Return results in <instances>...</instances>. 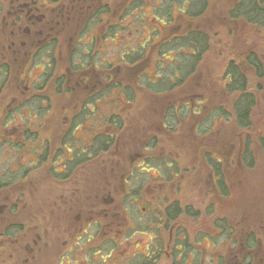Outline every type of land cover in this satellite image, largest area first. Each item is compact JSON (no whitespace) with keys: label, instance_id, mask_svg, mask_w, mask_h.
I'll use <instances>...</instances> for the list:
<instances>
[{"label":"flooded vegetation","instance_id":"flooded-vegetation-1","mask_svg":"<svg viewBox=\"0 0 264 264\" xmlns=\"http://www.w3.org/2000/svg\"><path fill=\"white\" fill-rule=\"evenodd\" d=\"M128 1L129 0H0V74H3L0 76V96L10 81L13 80L9 78V72L10 62H14L18 73L17 76L14 77V80L17 81L19 92L12 96V102L16 103L19 99L18 96L26 95L27 97L24 101L30 104L34 102V106L28 107V110H26L28 114L32 111L33 113L31 116L43 114L45 117H50L52 115L60 116L62 122L67 119L64 124L68 123L67 126H49L52 130L46 129L44 131L41 130L38 125L34 124L24 126L7 124L10 122L9 118H6L5 127H0V133L6 134L2 135V138H0V155L3 153L2 149L4 147H11L13 149L12 151L8 150V155L4 156L3 165L5 166L6 172L5 170L0 171V197L4 198V204L0 203V212L16 216L17 213L15 209L11 210L6 207L12 192L16 193L15 198L17 204L27 205L28 202L26 203V199L29 198L31 193L34 194V192H36L33 188L32 191L29 189L30 184L34 183V180L39 176L46 180L44 188L46 189V193L49 194L51 203V206L47 207L49 231L46 233V245L51 254L54 250L52 246L55 243L60 246V248L55 251L50 264H67V262L62 261L65 255H68L66 254L67 252H69V256L71 257H82L80 248L83 249L86 241L88 242L90 239H94L95 233H99L98 230H101L102 213L105 212V215L111 213L115 216L117 212L115 211L117 201L115 203L114 197L120 192L118 187L121 188L123 196H132L139 193V191H142L144 195L147 194L148 191L150 192L145 186L140 190L131 189L132 185H129L128 181L133 178V167L125 168L123 172L118 173L117 180L115 178L102 176V178L97 179V182L100 181V183L98 186L99 189L97 188L95 190V197L97 198L96 201L102 203L104 206L100 208L95 203L90 205L91 211L89 212V220L83 221L86 223L80 226L77 234L74 233V235H72V233L68 232L70 222H75L79 219L83 212L82 209H78L71 213L69 204L72 197L76 196L79 191H81L82 188L79 189V187H81L82 183L85 186L84 189L86 188L84 183L85 178L91 180L89 178V173L85 172L87 164H90L86 162L93 160L105 162L108 160L107 163L109 164L116 166L118 164V161L114 158L110 150L111 146L118 144L117 139L115 140L116 142L108 143L109 146L102 149L100 141L101 133L103 132L102 129L104 127L110 128L109 131L112 133H109V136L113 139L117 137V131H120V129L125 126V123L123 127L121 124L118 126V122H121V120L117 118L120 117L124 120V117H127L128 113L126 112L127 109L125 104L128 101L138 98L141 94L140 89H146L155 95L165 91L177 90V84H171L175 79L176 81L174 83H177V73L170 77L165 76L163 73L164 78L160 79L161 82L159 86H156L154 90L150 89L142 81V78L149 79V75L146 74V67L148 68L151 66L149 65L150 61L152 62L153 68V73H151L153 75L152 80L156 79V65L158 62L155 61L153 54L156 45L154 44L153 49L148 46L149 43L151 45V42L148 43V36L143 40L145 44H141L142 39L140 40L138 38L139 36L133 35V32L136 30L126 31V29H124L125 32L119 33V21H117V17H119L118 6L119 9H121ZM235 1L236 0H234L233 3H235ZM141 13L143 16V12ZM177 14L179 13L177 12L174 14L176 18ZM184 18L185 16H182L181 19L184 20ZM119 20L123 21L124 19L119 17ZM124 24L129 25L128 22ZM143 30L144 29H142L141 32ZM163 30L164 27L161 26V32ZM258 30L264 33V30ZM131 32L134 36L133 38L135 39L136 37L131 44L133 46L137 45L138 48H142V65L135 72H132L131 66L127 62L121 60V56V61L117 63L116 55L113 57V54H109L108 50L103 46L106 40H112L118 36L124 37L125 39L128 38L127 36ZM148 32H150L149 28ZM115 44L116 43H113V45ZM249 51L255 52L257 63L264 67V59L258 44L250 45V47L242 51V54H239L235 58L228 59L227 62L229 60L234 61L238 59L240 67L244 70L247 68L248 80L254 85L253 88L255 93L259 90L264 76L261 77L259 73L257 74L256 68L252 67L254 65L247 61L246 54ZM59 55L65 60V63L63 68L57 72L56 64ZM118 70L123 71V78L132 80V82L135 83L128 86V84L119 81L117 77ZM28 71H32L34 76L31 77ZM142 75H144V77ZM173 77L174 79H172ZM167 80H170V82ZM185 81H183V84ZM169 85H174V87L171 88ZM126 87L135 94L131 93V95H134V99H127L124 93ZM48 88L49 90L45 92V89ZM41 92H45L46 94L44 95ZM61 92L64 96L69 97L67 99H71L76 104L72 106L63 105L62 108L55 109L53 96L56 98L55 93L61 94ZM16 95L18 96L15 100L14 97ZM122 96L125 97V100L122 99ZM199 96L200 97L196 95L189 96L188 101H190V103H187L190 105V108H185V110L180 113L177 111L176 100L170 101L169 103V100H167L166 108L162 107L165 104L162 103L159 110H164L162 115L163 122L161 124L163 130L167 131L176 128L177 116H188V114H193L194 117L201 116L202 118L200 121H197V123H195L196 121L193 123V126L198 129V132H203L204 130L207 133H211L213 129L209 121L211 119H215V121L218 120L214 116L209 118L210 116L208 117V115L211 113V109L216 108L219 104L210 107L208 102L207 105L206 103L203 104L206 100L200 94ZM44 102L47 105L43 106ZM117 103L123 104H120V108L118 109H106L108 107H113V104L117 105ZM188 105H186V107ZM256 105L257 94H255V106ZM4 106L5 102L2 104V108ZM116 107H118V105ZM10 110H14V115L12 112L10 113L12 117H15V114H18L17 111L19 110V106L13 105ZM253 111L254 109H252V114ZM22 114L23 110H20L19 115ZM113 116L115 118H113L111 122L106 121L107 117ZM101 117L105 118L102 128L98 127L96 123ZM83 119H85V123L82 122ZM87 119H90L91 122L94 121L93 126L85 125ZM205 120L208 121L206 126H204V123H206L204 122ZM222 120L218 122H227ZM215 121L213 122L215 123ZM76 122H78V124H76ZM78 127H81L84 131L80 133V130L76 129ZM73 129H76L77 133L80 134L76 132V135L74 132L71 133ZM259 135L261 134H258L253 142H256L259 145L258 147L264 151V148L259 144ZM246 139H248V137L244 140L238 139V143H243L240 147L238 146L236 150L235 160H238V163L242 161L244 164L248 165L247 161L250 160L251 155L248 153V156H243L245 153ZM248 141L249 149H251V143L253 142L250 141V139H248ZM242 149L243 154H241ZM133 155L140 154L137 152L133 153V151L130 155L128 154L131 162L135 160ZM209 162V176L213 189L214 191L219 190V192H223L225 189L224 184H226L224 164L221 158L217 159L215 157H212V159L209 158ZM164 165L171 166L172 164L167 162ZM2 177L3 180H5L4 182L1 179ZM37 184L38 183H35L33 187L37 188ZM94 184L95 182L89 183L88 185L93 186ZM142 193L138 195L141 196L143 195ZM152 196L158 195L154 193ZM27 210L29 211V215L33 214V210L29 209L27 206L26 211H21L19 215L26 217L28 214ZM172 213H175L173 214L174 217H171L167 213L166 217L170 220L174 219L175 222L177 219V211L175 210V212ZM34 217L35 224L29 222L27 218L25 221L18 219L8 223L5 227V231L0 234V244H3V247L13 243L20 244L21 247H25L26 250H28V245H30L32 239L30 233L35 232L36 237L39 238L38 233L35 231V229L39 227V221L37 220L36 214ZM127 223L131 224V221ZM226 223L227 221L224 216L216 217L213 221L212 234L208 237L212 244L207 247L209 251L205 250L200 256L199 261L201 263L197 262V258L195 259V257H192L189 264H245L244 260L248 259L251 253V250L246 246V242H250V244L253 243L255 250L262 249V247H259L257 244V241H260V239L257 238V240H255L256 237L251 239L249 237L250 234L245 232L242 233L241 236L239 235L237 240L234 239V241H232V247H234L235 252L233 253L234 255L231 254L229 252L230 247H228L229 236L226 231ZM150 224L158 228L161 224H163L164 227L165 225L172 227V223H167L163 220L152 221L149 222V226ZM118 226L122 229L121 223H117L114 225L116 231L112 232L113 235L110 234V237L103 234L105 237H103L101 242H117L114 246L113 244H107L104 248L100 245L103 248L101 253V247H98V249L94 251L99 252L101 257V263L97 264L185 263L183 262L182 246H178L181 243L177 242V231L174 242L172 235H170V237L167 238L168 244L165 242H151L143 246L141 251L132 252V249L129 248V243L124 250H121L119 247L121 238H119L120 236L118 235ZM130 227L133 229L132 225H127V228ZM89 228L94 229L93 232L91 230L87 231ZM7 229H14V232L8 234V232H6ZM228 232H232V228H230ZM217 240H219V242ZM76 246H78V248ZM161 249H163L165 255L161 253ZM177 250L179 253H177ZM237 251L238 254L236 253ZM261 251L262 250H260L259 253ZM259 253L257 255V260L261 262L264 259ZM92 255L94 254H83L81 264H94L92 262V259H94V257H91ZM166 255L169 259L165 263L164 259ZM237 255L239 256V261L234 259ZM253 258L251 259V264L254 263ZM108 259L109 263L107 262ZM75 263L76 260L73 261L72 264ZM255 264H257L256 260Z\"/></svg>","mask_w":264,"mask_h":264},{"label":"rangeland","instance_id":"rangeland-1","mask_svg":"<svg viewBox=\"0 0 264 264\" xmlns=\"http://www.w3.org/2000/svg\"><path fill=\"white\" fill-rule=\"evenodd\" d=\"M135 1L136 0H134L133 3ZM152 1L155 2L154 0ZM233 1L234 0H209L207 9L199 16L202 18L198 20V24L212 33V46H210L209 50L204 55V59L201 61L199 69L194 77L192 75L188 81L178 86L177 90L165 91L157 93L156 95L150 93L146 89H140L141 94L139 97L125 104L128 115L124 117V120H121L122 127L124 123L125 126L120 129V131H117V137L113 140L115 141L117 139L118 144L111 146L110 149L114 158L118 161V164L117 166L109 164L107 163L108 160L105 162L100 160L86 162L90 164H87L85 172L89 173V178L91 180L85 178L84 183L86 188L84 189L85 186L82 183L81 187H79V189L82 188L81 191H79L76 196L72 197L69 204L71 213L78 209H82L83 212L79 219L75 222H70L68 232L72 233V235H74V233L77 234L80 226L86 223L83 221L89 220V212L91 211L90 205L95 203L100 208L104 206L102 203H98L95 197V190L97 188L99 189L98 186L100 183V181L97 182V179L102 178V176L115 178L117 180L118 173L123 172L125 168L133 167V178L128 181V184L132 185L131 189L140 190L145 186L150 192L148 191L147 194L144 195L142 191H139V193L132 196H123L121 188L118 187L120 192L114 197L115 203L117 201L115 210L117 212L115 216L111 213L105 215V212H103L101 216V230L99 229V233H95L94 239H90L88 242L86 241L83 249L80 248L82 257H71L69 256V252H67L66 254L68 255H65L62 261L67 262V264H72L73 261L76 260L75 264H81L83 254H94L91 256L92 258L94 257L92 262L94 264L101 263L100 253L103 251V248L107 244H113L114 246L117 242H101L103 237H105L103 234L110 237V234L113 235L112 232L116 231L114 225L121 223L122 229H120L119 226L117 227L119 238H121L119 242L121 250H124L125 247L128 246V243L132 252L141 251L143 246L151 242H165L168 244L167 238L170 237V235H172L174 242L177 231V242L182 243H178V246H182L186 254L183 256V262H185L183 264H189L192 257H195V259L197 258V262L201 263L199 261L200 256L207 250V247L212 245L208 237L212 234L213 221L216 217L224 216L227 221L226 231L228 236L231 235L232 238L237 240L239 235L241 236L242 233L246 232L250 235L252 234L253 239L255 237V240H257V238L260 239V241H257L259 247H262L260 253L259 249L255 250L253 243L250 244L246 242V246L251 250V253L249 258L244 260V263L251 264V259L254 257L253 264H255V260L257 264H264V260L261 262L257 260L258 253L263 256L264 259V151L258 147L259 145L256 142H253L257 138V135L262 134L264 131V77L262 78L259 90L255 92V94H257V105L252 114L251 126L244 130H237L233 123H222L215 121V119H211L209 123L213 131L211 133H207L204 130L203 132H198V129L193 126V123L195 121V123L200 121V119H202L201 116L194 117L193 114H188V116H177V127L173 130L164 131L161 126L164 110H159L162 103H165L162 107L166 108L167 100H169L168 103L176 100L177 104L180 105L183 101L190 103L188 97L193 95L200 97L199 94L206 100L203 104L206 103L207 105L208 102L210 107L216 106L217 104L228 107L232 96L225 93L222 84V75L227 60L242 54L245 48L253 44H258L260 46L261 55L264 59V33L259 31L257 27L246 24L242 20H229L227 17V10ZM137 2V4H139L138 7H136L134 11L133 9L130 11L132 15H128L123 21H120L119 17H117V21H119L120 24H124L130 18H133L134 21V17H139V13L140 16L142 15L141 12H143V15H148V18L152 16V8L149 4V0H137ZM157 2L159 3V1H156V3ZM163 7L165 6L161 4L162 10L164 9ZM121 9H119L118 6V10L121 11ZM173 9H177L175 3L169 6L171 12ZM181 18L182 16L177 14V18L174 17V20L182 22L183 20ZM146 24L147 23L144 21L142 25L144 30L142 32L141 30L133 32L134 36H139L138 38L140 40L142 39L141 42L148 36L150 24H148V26ZM154 24L155 23H153V26ZM183 24L188 25L189 23L184 22ZM133 35L131 32L127 36L128 38L124 39V37L118 36L117 38L115 37V39L106 40V43L103 44L109 54H113V57L116 55L117 63L121 61L119 57L120 53L126 50L127 47L133 46L131 44L132 41L135 40ZM113 43L116 44L113 45ZM168 53H171L170 57H172L174 52L168 51ZM57 59L56 69L57 72H59L63 68L65 60L62 59L60 55ZM149 65L151 66L148 68L146 67L147 75L153 73L151 61ZM166 69L167 71L163 70L165 76L170 77L177 73L175 69ZM122 72L123 71L118 72L117 77L119 81L128 84V86L133 85L135 82L123 78ZM28 73L31 77L34 76L32 71H28ZM9 74V78L13 80L10 81L0 96V127H5L6 118H9L10 122L7 124H16V126L34 124L38 125L40 129L44 131L46 129L52 130L49 126H67L68 123L64 124L67 119L62 122L60 116L52 115L50 117H45L43 116L44 114L31 116L33 113L32 111L28 114L26 110H28V107H33L34 102L30 104L24 101L26 100V95H16L14 98L16 100L18 96V101H16V103L12 102V96L19 92L17 81L14 80V77L18 74L14 62H10ZM48 90L49 88L45 89V92ZM45 92L41 93L45 95ZM55 95L56 98L53 96L55 109L62 108L63 105L72 106L76 104L71 99H67L69 97L64 96L62 92L61 94L55 93ZM122 99L125 100V97L122 96ZM4 102L5 106L2 108ZM120 104L123 103H117L118 107H116V104H113V107H108L106 109H118L120 108ZM13 105L19 106V110L17 111L18 114H15V117H12L10 113L12 112L14 115V110H10ZM44 105L47 104L44 102L43 106ZM20 110H23L22 115H19ZM103 120L105 121L103 117L97 120L96 123L98 127H103ZM213 121H215V123ZM82 122L85 123V119H83ZM204 122H206L204 123V126H206L208 121L205 120ZM76 124H78V122H76ZM93 124L94 121L91 122L90 119L86 120L85 125L93 126ZM76 129L80 130V133L84 131L81 127ZM76 129H73L71 133L74 132L76 135ZM109 129L108 127L102 129L103 132L101 136L103 138H109L104 137L112 133ZM2 135L6 134L0 133V138H2ZM246 137L253 142L251 143L249 152L251 155L250 160L247 161L248 165L244 164L242 161L238 163V160H235L236 150L238 146L240 147L243 143L242 141L241 144L238 143V139L244 140ZM8 150L12 151L13 149L11 147H4L2 149L3 153L0 155V171L5 170L6 172L3 163L4 156L8 155ZM132 151L140 155H133L135 160L131 162L128 154L130 155ZM241 154H243V149L241 150ZM212 157L217 159L221 158L224 164L226 184H224L225 189L223 192H219V190L214 191L210 182L209 158L212 159ZM161 160L170 162L172 165L166 166L162 164L163 161ZM1 179L3 182L5 181L3 177ZM34 181V183L30 184L29 189L32 191L33 188L36 192H34V194L31 193L29 198L26 199V203L28 202L27 205L17 204L15 192H12L10 195L6 207L11 210L15 209L17 215L14 216L12 214H3L0 212V234L5 231V227L8 223L18 219L25 221L27 218L29 222L35 224L34 215L36 214L39 227H37L35 231L38 233L39 238L36 237L35 232L30 233L32 239L30 245H28V250H26L25 247H21L20 244H8L6 247L0 244V264H50L55 251L60 248V246L55 243L52 246V248H54L52 254L47 249L46 233L49 231L47 207L51 206L50 197L44 188L46 180L39 176ZM94 182L95 184L93 186L88 185ZM35 183H38L37 188L33 187ZM141 193L144 196L138 195ZM154 193L158 196H152ZM3 202L4 198L0 197V203L4 204ZM27 206L29 209L33 210V214L29 215V211L27 210L28 214L26 213V217L19 215L21 211H26ZM166 210H171L173 212H175L174 210H178L175 222L174 219L170 220L166 217ZM158 220L172 223V227L168 225L164 227L163 224H161L159 228L153 227L152 224L149 226V222ZM128 221H131V224L127 223ZM127 225H132L133 229L131 227V229L127 228ZM231 227L232 233L228 232ZM88 230L93 232L94 229L89 228L87 231ZM184 235L185 241H183ZM217 241L219 242V240ZM232 244V241L229 239L228 247H230L229 252L231 254L235 252ZM76 247L78 248V246ZM98 247H101L100 253L94 252ZM193 247H195V249H193ZM161 253L165 255L163 249H161ZM177 253H179L178 250ZM236 253L238 254V251ZM238 258L239 256L237 255L234 259L239 261ZM168 259L169 257L166 255L164 262L166 263ZM107 262L109 263V259Z\"/></svg>","mask_w":264,"mask_h":264},{"label":"trees","instance_id":"trees-1","mask_svg":"<svg viewBox=\"0 0 264 264\" xmlns=\"http://www.w3.org/2000/svg\"><path fill=\"white\" fill-rule=\"evenodd\" d=\"M133 1L134 0H129L121 11L119 10V17L121 19H125L128 15H132L130 14L131 9L134 11L136 7H138L139 4H137V0L134 3ZM154 1L155 2L149 0V4L152 8V16L150 18H148V15L140 16L139 13V17H134V21L133 18H130L127 21L129 25L118 23V30L119 33L125 32L124 29H126V31L142 30L144 29L142 28L144 21L147 23V26L150 24L148 43L151 42V45L149 43L148 46L153 49L154 44L156 45L153 54L155 61L158 62L156 65L157 72L155 80H152L153 75L150 74L149 79L142 78V81L150 89L154 90L156 86H159V83L161 82L160 79L164 78L163 70L167 71L166 68H171L177 70V83H174L176 81L175 79L171 84H177L178 87L183 84V81L189 80L192 75L193 77L195 76L201 61L204 59V55L209 50L210 46H212V33L198 24V20L202 18L199 16H201V14L207 9L209 0ZM156 1H159V3H156ZM174 3L177 5V9H173L171 12L169 6H172ZM161 4L165 6L163 7V10L161 9ZM177 11L179 13L178 15L185 16L183 21L188 22V25L183 24L184 22L174 20V14L177 13ZM228 18L229 20H243L247 24L255 26L260 30H264V0H236L235 3L228 8ZM153 23H155L154 26ZM161 26L164 27L162 32ZM141 44H145L144 41ZM168 51L174 52L172 57H170L171 53H168ZM141 55L142 48H138L137 45L129 48L127 47V50H124L120 54L121 60L127 62L131 66L132 72L138 70L142 65ZM246 59L249 63L254 65L252 67L256 68L257 74L259 73L261 77H263L264 67L257 63L255 52H247ZM246 71L247 68L244 70L240 67L238 59L234 61L229 60L226 63L222 75V84L225 93L230 94L232 98L228 107L219 104L216 108L211 109V113L208 115V117L210 116L209 118L214 116L218 121L224 119L229 123H233L238 129H247L251 126L252 109L255 107V93L253 88L254 85L248 80V73ZM2 75L3 74L1 73L0 76ZM142 76L144 77V75ZM172 79H174V77ZM167 81L170 82V80ZM169 86L171 88L174 87V85ZM124 93L127 99H134L135 94L131 92L128 87L124 89ZM131 93L134 95H131ZM178 105L179 104H177V111L179 113L184 111L185 108H190V105H188L187 102H182L179 106ZM186 105L188 106L186 107ZM113 118L115 117H107L106 121L111 122ZM117 119L122 120L120 117ZM120 124L121 122H118V126ZM104 137L109 138H103L101 136L100 141L102 149L109 146L108 143L114 142L113 138L110 136ZM258 140L261 147L264 148V131L259 135ZM248 143L249 141L246 139L244 157L249 155L248 153L250 149ZM166 163L167 162L165 161L162 162V164ZM172 212L173 211L171 210H166L167 214L174 217ZM6 232L11 234L14 232V229H7ZM249 237L253 239L252 234ZM184 238L185 235L183 239ZM229 239L234 241V238H232L231 235L229 236ZM183 241H185V239ZM193 249H195V247H193ZM184 251L185 250L182 251L183 256L186 255Z\"/></svg>","mask_w":264,"mask_h":264}]
</instances>
